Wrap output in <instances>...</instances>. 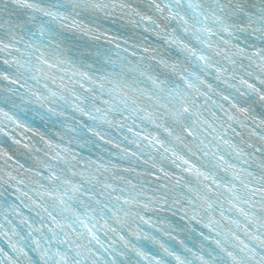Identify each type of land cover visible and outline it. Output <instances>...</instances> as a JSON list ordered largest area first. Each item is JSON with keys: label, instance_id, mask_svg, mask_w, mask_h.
Here are the masks:
<instances>
[{"label": "snow or ice", "instance_id": "6c2138e0", "mask_svg": "<svg viewBox=\"0 0 264 264\" xmlns=\"http://www.w3.org/2000/svg\"><path fill=\"white\" fill-rule=\"evenodd\" d=\"M0 264H264V0H0Z\"/></svg>", "mask_w": 264, "mask_h": 264}]
</instances>
